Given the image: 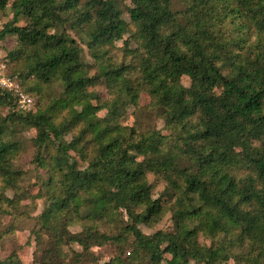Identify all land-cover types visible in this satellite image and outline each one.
I'll use <instances>...</instances> for the list:
<instances>
[{"label": "trees", "instance_id": "1", "mask_svg": "<svg viewBox=\"0 0 264 264\" xmlns=\"http://www.w3.org/2000/svg\"><path fill=\"white\" fill-rule=\"evenodd\" d=\"M177 1L0 0V246L41 200L31 264H264V0Z\"/></svg>", "mask_w": 264, "mask_h": 264}, {"label": "rangeland", "instance_id": "2", "mask_svg": "<svg viewBox=\"0 0 264 264\" xmlns=\"http://www.w3.org/2000/svg\"><path fill=\"white\" fill-rule=\"evenodd\" d=\"M174 8H181V4L177 0H172ZM129 4V2H126ZM125 19H128L126 15H124ZM12 14L10 12H0V31L3 29L4 25L11 20ZM14 40L10 37H7L5 39L0 40V64L4 66V72L5 76L7 78L10 77V71H11V65L7 63L6 55L12 50L14 46ZM118 45H121V39L117 41ZM12 81L18 85L19 89L22 91L20 83L16 81V79L11 78ZM184 84H186V80H184ZM35 97L33 96V99ZM35 105V102H33V107ZM100 115H104V112H101ZM162 126V123L160 121H155L154 126L156 129H160ZM30 135H28L29 137ZM31 159H32V152L29 150L26 153L22 154L17 162V166L20 167L22 170L30 173V178L32 179L30 182L33 183L34 178V166L31 165ZM26 184H23L25 186ZM36 191L35 189L32 190V193L34 194ZM10 196L11 194L8 193ZM28 202H24L21 205L25 206ZM36 209L32 210L31 208L28 209V216L21 217L16 223L14 227V231L12 234L8 233L7 235H3L2 239V245L0 246V259L9 256L12 252H16L18 257L20 258V261L22 264H31L34 252H35V244L32 237V230L36 227V222L34 218H36L37 215L40 214V212L43 209V202L41 200H37L35 202ZM13 223V220L11 217L7 215H3L0 213V233L3 234V232L7 231L9 226ZM170 225V222L168 220V217H165V219L158 225L154 227H146V226H140L141 231L144 234H152L154 231L159 229H167ZM70 231L77 232L79 231L78 227L71 228ZM73 251H80V248L76 245H72L70 247ZM67 251V248L65 249ZM93 253L97 256L98 262H103L106 260H109L111 255H113L112 250L107 248H93ZM230 264H233L230 262Z\"/></svg>", "mask_w": 264, "mask_h": 264}, {"label": "built area", "instance_id": "3", "mask_svg": "<svg viewBox=\"0 0 264 264\" xmlns=\"http://www.w3.org/2000/svg\"><path fill=\"white\" fill-rule=\"evenodd\" d=\"M4 72V66L0 64V89L13 91L17 94V108L20 112H25L33 108V99L23 91H21L17 84L11 78H7Z\"/></svg>", "mask_w": 264, "mask_h": 264}]
</instances>
